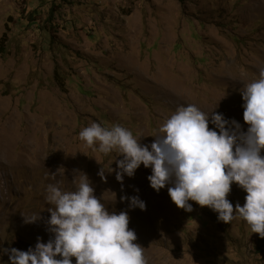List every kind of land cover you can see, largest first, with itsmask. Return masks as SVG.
I'll list each match as a JSON object with an SVG mask.
<instances>
[{"label": "rangeland", "instance_id": "obj_1", "mask_svg": "<svg viewBox=\"0 0 264 264\" xmlns=\"http://www.w3.org/2000/svg\"><path fill=\"white\" fill-rule=\"evenodd\" d=\"M0 49V264H10L5 249L51 238L46 186L73 189L74 170L110 212L128 213L147 264H264V238L243 220L225 224L191 201V212L177 208L143 165L121 184L107 170L123 157L78 138L97 122L151 144L188 104L246 132L241 89L264 68V0H0ZM245 196L233 184L228 199L235 208Z\"/></svg>", "mask_w": 264, "mask_h": 264}, {"label": "clouds", "instance_id": "obj_2", "mask_svg": "<svg viewBox=\"0 0 264 264\" xmlns=\"http://www.w3.org/2000/svg\"><path fill=\"white\" fill-rule=\"evenodd\" d=\"M241 95L246 132L235 120L188 104L178 106L159 125L151 144H142L141 137L120 124L106 127L97 122L82 128L78 138L94 152L123 157L114 161L116 169L107 170L115 172L121 184L143 165L151 169L150 187L159 192L167 186L177 208L191 212L189 202H194L215 212L225 224L243 220L252 233L264 238V68L244 84ZM104 171L103 167L98 175L106 181ZM71 182L75 186L71 190L62 189L59 182L47 184L51 238L46 243L38 238L27 251L5 249L10 264H73L72 258L75 264H147L145 248L129 228L128 213L110 212L104 197L94 194L86 173L74 170ZM233 184L246 192L243 206L237 203L234 208L228 199ZM120 199L130 208L146 209L138 196ZM23 217L25 223L41 219L34 214Z\"/></svg>", "mask_w": 264, "mask_h": 264}, {"label": "trees", "instance_id": "obj_3", "mask_svg": "<svg viewBox=\"0 0 264 264\" xmlns=\"http://www.w3.org/2000/svg\"><path fill=\"white\" fill-rule=\"evenodd\" d=\"M1 50V49H0Z\"/></svg>", "mask_w": 264, "mask_h": 264}]
</instances>
